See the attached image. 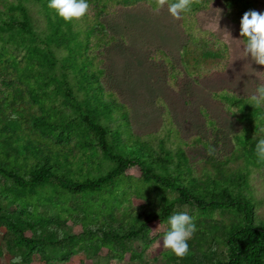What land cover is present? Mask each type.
<instances>
[{"label":"trees","instance_id":"16d2710c","mask_svg":"<svg viewBox=\"0 0 264 264\" xmlns=\"http://www.w3.org/2000/svg\"><path fill=\"white\" fill-rule=\"evenodd\" d=\"M22 1L0 0V47L11 45V33L19 53L26 50L22 60L14 50L0 53V193L9 196L0 201V223L12 259L22 256L23 263L39 253L85 264L74 257L84 252L93 259L106 249L108 257L138 262L157 237L154 226H163L164 236L168 218L186 211L197 229L189 254L178 258L166 250L163 264H264V218L256 214L250 184L253 175L264 176L255 154L264 138V108L252 107L251 95L215 91L211 99L237 129L228 133L201 109L200 127L183 135L159 100V128L150 131L138 103L112 79L109 56L125 43L109 20L138 6L152 11L148 0H87L88 13L72 22L49 9V0H32L47 19L44 49L24 45L31 28ZM214 2L199 0L182 14L184 39L176 57L150 51L147 61L165 89L178 92L186 82L226 73L228 46H218L220 39L197 19ZM222 2L239 27L246 11L264 7V0ZM49 47L63 54L58 59ZM133 167L139 177L126 174ZM42 187L50 194L38 196ZM75 226L80 233L71 232Z\"/></svg>","mask_w":264,"mask_h":264},{"label":"rangeland","instance_id":"374dc122","mask_svg":"<svg viewBox=\"0 0 264 264\" xmlns=\"http://www.w3.org/2000/svg\"><path fill=\"white\" fill-rule=\"evenodd\" d=\"M22 4L29 13L31 28V34H25L27 39L24 45H32L44 49L43 40L47 38L48 32L47 19L44 12L32 0H23ZM256 8L258 11H263L264 9L260 3ZM0 11H4L1 5ZM218 17L219 32L215 31V21ZM3 19H6V17L3 16ZM197 19L202 29L213 33L220 40L223 39L228 46L230 53L228 68L225 74L216 76L213 79L204 80L198 84L186 82L178 92L170 91L163 87L158 77L159 74L155 72L158 69L152 67L147 59L150 51L156 49L164 50L171 57L177 56L184 39L180 19L172 18L165 8L160 10L159 13H153L144 6H138L132 10L123 11L109 20L111 31L118 37L123 36L125 38V43L114 47L109 52L113 67L111 77L138 103L141 108L140 115L143 123H147L148 126L144 127L151 129L150 131H155L159 128L160 107L155 102L161 100L174 121L178 123L179 127L183 128V135L190 134L200 127L202 124L201 109H206L213 117L217 118L228 133H232L237 129L235 122L226 115L217 101L211 99V93L225 89L240 95L250 96L255 92L257 84L262 80L257 74L263 73L264 66L256 64L250 57H243L241 51L243 45L239 41L241 39L239 35L240 27L231 22L222 0H215L211 9L198 15ZM77 29L79 28L77 27ZM225 30L230 33L232 40H229L221 33ZM9 35L14 39L10 40L11 45L9 47H0V53H5L6 50H14L17 52V59L22 60L26 55V50H21L19 53L17 45H14V43L18 42L16 34L9 33ZM4 37L8 40L7 34ZM49 49L56 54L55 56L58 59L63 54L62 48L49 47ZM144 132L146 131L140 130V133ZM230 148L231 146L228 142L227 149L229 150ZM104 167L105 169L108 167L107 163H104ZM126 174L139 177L140 172L138 168L133 167L129 168ZM250 184L253 190V200L257 205L256 214L260 218H264V176L253 175ZM50 191V187H42L36 193L38 196L44 197L49 195ZM8 198L9 196L5 193H0V201L6 202ZM6 209L11 211L14 206H8ZM163 231V226H154L152 233L157 237L145 251L144 259L138 262L108 257L106 256V249H101L97 257L93 259L91 256L86 257V254L81 252L74 257V260H84L85 264H113L114 260L117 264H163L162 253L167 250L162 246L163 236L160 235ZM5 232L6 228L1 222L0 264H11L12 255L7 252L2 236ZM71 232L78 234L81 229L79 226H75L71 229ZM22 264L62 263L55 258L46 259L39 253H35Z\"/></svg>","mask_w":264,"mask_h":264},{"label":"clouds","instance_id":"9594fccd","mask_svg":"<svg viewBox=\"0 0 264 264\" xmlns=\"http://www.w3.org/2000/svg\"><path fill=\"white\" fill-rule=\"evenodd\" d=\"M194 3L199 0H148V5L153 13H159L165 6L169 15L174 19H181L183 13L190 12ZM47 7L53 10L58 17L65 22H72L83 18L89 11L90 5L87 0H49ZM218 19L215 21V31L218 30ZM229 40L230 33L225 30L221 32ZM240 43L243 45L242 55L244 58L250 57L252 61L260 66H264V13L249 10L246 11L240 21ZM221 39L218 46L223 44ZM264 79V73L257 74ZM252 107L256 109L264 108V83L258 84L255 92L249 97ZM12 119L17 117L13 115ZM264 119V113L261 114ZM243 135V133H241ZM215 149L209 148L208 154L212 155ZM257 161L264 163V138L258 140L255 146ZM169 228L162 239V246L169 250L178 258H183L189 254L188 241L197 231L194 217L188 212H178L168 218ZM62 235V233H61ZM214 250V249H213ZM23 257L16 256L11 260V264H22ZM113 264H117L114 260Z\"/></svg>","mask_w":264,"mask_h":264}]
</instances>
